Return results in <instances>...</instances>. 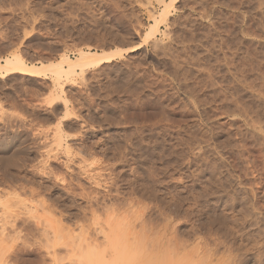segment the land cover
<instances>
[{
  "label": "rangeland",
  "instance_id": "1",
  "mask_svg": "<svg viewBox=\"0 0 264 264\" xmlns=\"http://www.w3.org/2000/svg\"><path fill=\"white\" fill-rule=\"evenodd\" d=\"M129 48L63 92L50 71L0 77V198L28 192L39 205L17 222L7 264H75L87 242L76 244L101 246L113 229L150 248L143 264H264V0H0V62Z\"/></svg>",
  "mask_w": 264,
  "mask_h": 264
},
{
  "label": "bare ground",
  "instance_id": "2",
  "mask_svg": "<svg viewBox=\"0 0 264 264\" xmlns=\"http://www.w3.org/2000/svg\"><path fill=\"white\" fill-rule=\"evenodd\" d=\"M171 1V0H170ZM176 1H178V0H173V2H176ZM164 5H165V3H164ZM171 7V6H170ZM173 7V6H172ZM168 9H170L169 8V5L168 4H166V8H165V10H163V13H161V18H160V20L159 21H157L156 22V25L155 26H153L152 28H153V31H155L156 29H157V26L161 23V22H163V21H166L167 20V18H168V14H169V11H168ZM184 18V17H183ZM178 19V18H177ZM179 21V20H178ZM177 23V22H176ZM181 24V23H180ZM176 26H178L177 24H176ZM186 26H187V24H186ZM185 26V27H186ZM193 26V25H192ZM181 28V27H180ZM195 28V27H194ZM184 29V28H183ZM193 31V30H192ZM182 32V31H181ZM184 32V31H183ZM165 36H166V34H165ZM200 36V35H199ZM169 37V36H168ZM170 38V37H169ZM188 38V37H187ZM195 44V43H194ZM165 46V45H164ZM194 46V45H193ZM163 47V46H162ZM194 47H196V46H194ZM160 48V47H159ZM168 48V47H167ZM131 49V50H130ZM135 48H129V49H125V50H113V51H104V52H97V51H85V50H79L78 51V55H77V57L76 58H71L70 56H68V55H64V57L62 58V60H59L58 62H55V63H52V64H42V65H39V66H34V65H28V64H26L25 62H24V59H22V58H20V56L19 57H14L13 59H11V58H9V59H6L5 61H3V62H0V77H2V78H4V77H8L9 75H11V74H14V73H21L22 75H29V76H41V75H44L47 71H50L51 72V74L53 75L52 76V78H53V81H54V84H56V85H60L59 87H61L60 89H61V91L63 92V86H64V84L66 85V83L68 82V81H70L71 80V78L73 77V76H79V75H83V74H85V73H87L90 69H93V68H97V67H99V66H101V65H103V64H105V63H111L112 61H114V60H117V59H119V58H121V57H123V55L126 53V52H130V51H132V50H134ZM166 49V48H165ZM164 49V50H165ZM196 49V48H195ZM158 50V49H157ZM160 50V49H159ZM167 50V49H166ZM190 50V49H189ZM193 52V51H192ZM196 52V51H195ZM194 52V53H195ZM219 55V54H218ZM229 55V54H228ZM227 55V56H228ZM225 56V55H224ZM247 56V55H246ZM223 57V56H222ZM229 57H231V56H229ZM244 57V56H243ZM228 58V57H227ZM174 59V58H173ZM176 59V58H175ZM221 59V58H220ZM224 59V58H223ZM179 60V59H178ZM220 63V62H219ZM179 66V65H178ZM175 68V67H174ZM179 68V67H178ZM232 68V67H231ZM177 69V68H176ZM173 70V69H172ZM109 71V70H108ZM228 71V70H227ZM129 73V72H128ZM127 75V74H126ZM246 75V74H245ZM217 76V75H216ZM238 76V75H237ZM240 76V75H239ZM224 77V76H223ZM233 77V76H232ZM74 78V77H73ZM223 79V78H222ZM245 79V78H244ZM207 80V79H206ZM246 80V79H245ZM236 81V80H235ZM224 83H225V81H224ZM69 84V83H68ZM126 84V83H125ZM237 84V83H236ZM246 84V83H245ZM217 85V84H216ZM234 85V84H233ZM211 88V87H210ZM213 88V87H212ZM136 90V89H135ZM138 90V89H137ZM187 91V90H186ZM185 91V92H186ZM196 91V90H195ZM233 91V90H232ZM194 95H195V93H194ZM58 96V95H57ZM246 98V97H245ZM59 99H60V97H57L56 99L54 98V100H52L51 101V104H57L56 102H58L59 101ZM65 99V98H64ZM194 99H195V97H194ZM61 100H63L62 98H61ZM66 102H67V100H65ZM61 102H63V101H61ZM254 102V101H253ZM252 102V103H253ZM198 103V102H197ZM251 103V102H250ZM249 103V104H250ZM63 104V103H62ZM58 105H60L59 103H58ZM57 105V106H58ZM246 105H247V103H246ZM56 106V107H57ZM64 106H66V104L64 105ZM256 106H257V104H256ZM59 107V106H58ZM248 107H250V106H248ZM263 107V106H262ZM63 108H65V107H63ZM257 108V107H256ZM259 109V108H258ZM261 109V108H260ZM249 110H250V108H249ZM263 111V110H262ZM10 116H12V115H10ZM1 117V116H0ZM5 117H6V115H5ZM6 118H8V117H6ZM2 119V118H1ZM18 119V118H17ZM12 120V119H11ZM14 120V119H13ZM20 120V119H19ZM21 120H22V118H21ZM20 120V121H21ZM2 122H3V120H2ZM7 123H9V122H7ZM3 124V123H2ZM9 125V124H8ZM11 125V124H10ZM16 125V124H15ZM15 125H14V127H15ZM22 128V127H21ZM16 129V128H15ZM12 130V129H11ZM22 130V129H21ZM4 132V131H3ZM13 132V131H12ZM19 132V131H18ZM14 133H15V131H14ZM20 133V132H19ZM5 134V133H4ZM12 134V133H11ZM16 134H17V132H16ZM15 134V135H16ZM21 135H22V133H20ZM17 135L16 137H15V139H17V138H19V136H21V135ZM14 135V134H13ZM23 136V135H22ZM41 136V135H40ZM59 136V135H58ZM12 137V136H11ZM25 137H27L26 135H25ZM38 137H39V135H38ZM13 138V137H12ZM56 138V137H55ZM62 138V137H61ZM21 139H22V137H21ZM27 139V138H26ZM36 139V138H35ZM42 139V138H41ZM44 139H46V138H44ZM43 139V140H44ZM14 140V139H13ZM19 140H20V138H19ZM47 140V139H46ZM58 140V139H57ZM59 140H61V139H59ZM58 140V142H60ZM6 142H8L7 140H5ZM10 141H12V140H10ZM15 141V140H14ZM39 141V140H38ZM5 142V143H6ZM17 142V141H16ZM35 142V141H34ZM56 142V141H55ZM44 145V144H43ZM62 145V144H61ZM48 146V145H47ZM4 147V146H3ZM52 147V146H51ZM1 148V147H0ZM46 148V147H45ZM52 149L53 148H51L50 150H51V153H52ZM66 150H67V152H68V148L66 147L65 148ZM49 150V151H50ZM54 150V149H53ZM6 151V150H5ZM71 151V150H70ZM48 152V151H47ZM46 153V152H45ZM69 153V152H68ZM8 154V153H7ZM44 154V153H43ZM49 154H50V152L47 154L48 155V157H49ZM52 154H54V153H52ZM10 155V154H9ZM46 155V156H47ZM11 156V155H10ZM49 159V158H48ZM13 160V159H12ZM45 160H40V163H38V165L37 166H35V168L36 167H38V169H39V172H44L45 171V169H46V167L48 166V163L46 162L47 161V158H46V161L44 162ZM7 162V161H6ZM41 162H44L45 164H47L46 165V167H45V165L43 164V166L45 167V169H43V171H42V169H41V166H42V164H41ZM4 164H6V163H4ZM13 165V164H12ZM33 167V166H32ZM49 167V166H48ZM5 170V171H4ZM37 170V169H36ZM1 171H2V169H1ZM6 171H9V170H6V169H3V172H6ZM12 171V170H11ZM52 171V170H51ZM10 172V171H9ZM8 172V173H9ZM6 174V173H5ZM5 174H3V175H1V176H4ZM10 174L11 173H9V175L8 176H10ZM39 174V173H38ZM41 174V173H40ZM50 174V173H49ZM12 175V174H11ZM37 175V174H36ZM56 175V174H55ZM7 176V177H8ZM18 176H20V175H18ZM11 177V176H10ZM56 177V176H55ZM54 177V178H55ZM5 178V177H4ZM57 178V177H56ZM55 178V179H56ZM58 179V178H57ZM9 185V184H8ZM22 187V186H21ZM10 188V187H9ZM23 188V187H22ZM32 188V187H31ZM30 188V190L31 191H29L30 192V195L32 196L31 198H33L34 197V199H35V196L37 195V196H39L38 194H36V193H40V191L37 189L36 190V192H35V190L33 191L32 189ZM13 189V188H12ZM10 189H8V191H9ZM23 190V189H22ZM28 190V189H27ZM37 191H39V192H37ZM4 192V191H3ZM22 192V191H21ZM20 192V193H21ZM24 192H26L25 190L23 191V193ZM22 193V194H23ZM6 194V193H5ZM4 194V195H5ZM21 194V195H22ZM25 194V193H24ZM23 194V195H24ZM27 197L25 196V198L24 197H21L19 194H18V192H17V194H16V192L14 193V192H12V193H9V195H7V196H9V197H11V198H13L12 200H10V198L9 197H7V196H4L5 197V201L4 200H2V198H0V200L1 201H4V202H2L1 203V201H0V207L1 208H4V207H2V206H4L5 204V202H6V200L8 201V200H10V202L12 201V203H9V201H8V203H7V206H8V209H10L9 207H11L12 206V204L13 203H15V211H14V209H13V207H12V211H14V212H11L12 213V215H10V217H9V222H7L6 224L7 225H10L11 226V231H9L8 229H6L4 226H1L0 225V264H7V263H9V255L7 256L6 255V253H8V251L10 252V248L11 247H9V245H7L8 243H9V241L11 242V241H13L14 239H16L17 237H19L18 235H22V231L24 230V229H22V231L20 232V228H18L17 226L19 225L18 223L20 222V221H23V220H21V218L22 217H26V216H30V215H32V213H34V211H36V210H34L33 211V209H35V208H33V206H32V204H33V202H31L30 201V196H28V192H27ZM29 197V198H28ZM6 198H9V199H6ZM26 198H28V199H26ZM37 198V197H36ZM229 199V198H228ZM231 199V198H230ZM13 200L15 201V202H13ZM46 200V199H45ZM34 201V200H33ZM48 202V201H47ZM32 203V204H31ZM35 204H36V202H34ZM1 204H2V206H1ZM11 204V206H9V205ZM34 205V204H33ZM51 205V204H50ZM6 206V207H7ZM35 206V205H34ZM36 206H39V205H37L36 204ZM35 206V207H36ZM38 208V207H37ZM49 208H50V206H49ZM48 207H47V209H48V211H50L51 209H49ZM17 209V210H16ZM38 210V209H37ZM52 211V210H51ZM50 211V212H51ZM37 212V211H36ZM49 212V213H50ZM9 214H11L10 212H8ZM31 213V214H30ZM7 213L5 212V215H6ZM36 214V213H35ZM38 214V213H37ZM113 214V213H112ZM76 215V214H75ZM110 215L111 214H109V217H110ZM115 215V214H114ZM118 215V214H117ZM34 216V218H35V215H33ZM39 216V215H38ZM77 216V215H76ZM37 217V216H36ZM32 219H34L33 217H31ZM30 217H28V219H31ZM114 218H117L116 216H114ZM118 218H119V216H118ZM27 219V218H26ZM27 219V220H28ZM31 219V220H32ZM36 219V218H35ZM61 219V218H60ZM97 219V217L95 218V220ZM119 219H121V218H119ZM54 220V219H53ZM52 220V222H55V221H53ZM124 220V219H123ZM19 221V222H18ZM35 221V220H34ZM62 220H60V222H61ZM81 221V220H80ZM122 220H120V222H121ZM125 221H127L126 219H125ZM18 222V223H17ZM51 221H50V223H52ZM58 222V221H57ZM106 222H108V221H106ZM0 223H1V220H0ZM21 223V222H20ZM18 224V225H17ZM22 224H23V222H22ZM97 224V223H96ZM99 224H100V222H99ZM109 224V223H108ZM110 224H113V223H110ZM27 225V224H26ZM52 225V224H51ZM55 225V224H54ZM79 225H80V222H79ZM124 225V224H123ZM30 226V225H29ZM50 226V225H49ZM60 226H61V228L62 229H64V231H65V229H67V228H64L63 226H62V224H60ZM78 226V225H77ZM115 227H116V225H114ZM21 227V226H20ZM34 227V226H33ZM59 227V226H58ZM68 227V226H67ZM78 227H80V226H78ZM118 227V226H117ZM165 227H167L166 225H165ZM18 228V229H17ZM50 229L52 228L51 226L49 227ZM56 228H57V224H56ZM61 228H58L59 230H61ZM71 228V227H70ZM83 228V227H82ZM114 228V227H113ZM122 228V227H121ZM27 230H28V228H26ZM147 229V228H146ZM164 229V228H163ZM34 230V229H33ZM52 230H55V228L54 229H52ZM58 230V231H59ZM69 230V229H68ZM67 230V231H68ZM99 230V229H98ZM100 230H103V229H100ZM109 230V229H108ZM167 230V229H166ZM165 230V231H166ZM35 231V230H34ZM57 231V230H56ZM56 231H55V233H56ZM63 230H61V233H63L62 232ZM70 231H71V229L69 230V232L67 233V234H69L70 236L71 235H74V234H76V233H74L73 232V234L72 233H70ZM114 231H116V229L114 230L113 229V231H112V234H110L109 235V232H110V230H109V232H107L108 234H103V232H101L103 235H105V237H104V239H103V241L105 242H103L102 240H100V241H102L103 242V245H94V244H92V243H90L89 241H84V240H82L83 242H81V244L80 243H78V242H80V240H81V238H80V240L78 241V242H76V243H78V245L76 244V246H78L77 248H78V250L76 249V251H78V253L77 254H81L82 252V256L80 255H76V257H77V260H80L79 262H82V264H130L129 263V261L128 260H132V261H134L135 263H136V261L135 260H137V258L139 257V256H142L141 254H144V253H141V254H139V256H138V252H141L143 249H142V247L144 246L143 244H144V242H143V246L141 245V248L140 247H138V244L140 245V243H137V247H133V248H131L132 246H131V244H132V240L131 241H128V240H130V238L127 240V241H125L123 238H122V236L119 234L120 232H114ZM127 231V230H126ZM28 232H29V230H28ZM72 232V231H71ZM82 232V234H83V230L81 231ZM84 232H85V230H84ZM113 232H114V234H113ZM142 232V231H141ZM149 232H150V230H149ZM153 232V231H152ZM154 232H156V231H154ZM170 232V231H169ZM24 233V232H23ZM58 233H60V232H58ZM58 233H56V236L57 235H59ZM60 233V234H61ZM127 233V232H126ZM130 233H132V232H130ZM159 233H161V231L159 232ZM38 234L41 236V233H39L38 232ZM45 234V233H44ZM51 234H52V232H51ZM65 234V233H64ZM85 234H86V232H85ZM85 234H83V235H85ZM163 234V233H162ZM168 234V233H167ZM173 234H174V232H173ZM20 235V236H21ZM38 235V236H39ZM61 235H63V234H61ZM61 235H59L60 236V238H61ZM77 235V234H76ZM81 235V234H80ZM102 235V236H103ZM128 236H129V234H127ZM134 234H132V236H133ZM137 235V234H136ZM135 235V236H136ZM148 235H151V234H148ZM164 235V234H163ZM170 235H172L171 233H170ZM47 236H49L48 234H47ZM52 236L53 237H55V239L57 238L55 235H54V233L52 234ZM58 236V237H59ZM70 236H68V237H70ZM77 236H79V235H77ZM155 236V235H154ZM160 236V235H159ZM159 236L158 235H156V237H158L159 238ZM174 235H172V237H173ZM43 237V236H42ZM45 237H46V234H45ZM50 237V236H49ZM53 237H51V239L53 238ZM64 237V236H63ZM75 237V236H74ZM74 237H72V238H70V239H72L71 241H73V244H74V242L76 241V240H73V239H77V238H74ZM80 237H82L83 239H85L84 237H86V235L85 236H80ZM150 237H153V236H150ZM172 237H171V239H172ZM96 238H98V237H96ZM135 238V237H134ZM133 238V239H134ZM137 238V237H136ZM12 239V240H11ZM46 239V238H45ZM47 239H50V238H47ZM46 239V240H47ZM68 239V238H67ZM69 239V240H70ZM78 239H79V237H78ZM156 239V238H155ZM166 239V238H165ZM170 239V238H169ZM170 239V240H171ZM59 240H62V239H59ZM64 240H66V239H64ZM63 240V241H64ZM68 240V241H69ZM86 240H90V239H88V238H86ZM150 240H151V238H150ZM154 240V239H153ZM163 240V239H162ZM167 240V239H166ZM176 239H173V242L175 241ZM49 241V240H48ZM48 241H47V243H48ZM55 241V240H54ZM56 241H57V239H56ZM70 241V242H71ZM98 241V240H97ZM152 241V240H151ZM155 241V240H154ZM49 242H51V241H49ZM70 242H69V244H70ZM87 242V243H86ZM101 242V243H102ZM131 242V243H130ZM135 242V241H134ZM136 242H139V241H136ZM136 242L134 243V244H136ZM52 243H56V242H52ZM59 243V242H58ZM58 243H56V244H58ZM68 243V242H67ZM86 243V244H85ZM98 243H100L99 241H98ZM100 243V244H101ZM147 243H150V242H147ZM147 243H145V244H147ZM155 243V242H154ZM160 243V242H159ZM162 243V242H161ZM183 243V242H182ZM48 244H50V243H48ZM72 244V243H71ZM83 244H85L86 246H83V250H81L82 249V245ZM104 244L106 245H108V246H110L111 248L110 249H112V250H110L111 252V254L113 255H111L110 253H108V252H106V253H108V254H110L111 256H110V258H111V260L109 259V255H108V257H106L107 259H105V257L104 256H106V255H104V254H102V253H104V251L106 250H100V249H103L105 246H104ZM151 244H152V242H151ZM168 244H170V243H168ZM53 245L54 244H52L51 245V248L53 247ZM59 245H62V244H59ZM64 245V244H63ZM153 245V244H152ZM164 245V244H163ZM162 245V246H163ZM167 244H165V246L164 247H166L167 248V246H166ZM171 245H172V242H171ZM174 245V244H173ZM182 245V244H181ZM48 246V245H47ZM65 246V245H64ZM69 246H71V245H69ZM76 246H74V247H76ZM102 246H104V247H102ZM135 246V245H134ZM148 246H150V244H148ZM154 246H155V244H154ZM7 247H9L8 249H7ZM55 247V246H54ZM72 247V246H71ZM79 247H81L80 249H79ZM98 247H100L99 249H97ZM107 247V246H106ZM153 247V246H152ZM198 247H199V245H198ZM109 248V247H108ZM138 248H139V250H138ZM155 248V247H154ZM168 248H169V246H168ZM178 248H180V246L178 247ZM197 248V247H196ZM240 248V247H239ZM242 248H243V246H242ZM5 249H7L8 251H6ZM57 249V248H56ZM55 249V250H56ZM72 249V248H71ZM133 249H137V250H135V252L133 253ZM142 249V250H141ZM147 249H150L149 247H147ZM147 249H144L142 252H145V254H146V252H150V250H148V251H146ZM183 249V248H182ZM52 249H50V252H52L51 251ZM58 250V249H57ZM79 250H81V253H79ZM98 250H100V252H102L100 255H99V253H98ZM108 250V249H107ZM133 250V251H132ZM155 250H156V248H155ZM175 250V249H174ZM179 250H181V249H179ZM76 251H74V252H76ZM109 251V250H108ZM157 251V250H156ZM170 251H171V246H170ZM185 250L183 249V251L182 252H184ZM194 251V250H193ZM192 251V252H193ZM49 252V254H51ZM67 252H69V251H67ZM72 252H73V249H72ZM71 252V253H72ZM151 252H155L154 251V249L152 250V248H151ZM169 252V251H168ZM54 253V252H53ZM52 253V254H53ZM56 253H57V251H56ZM70 253V252H69ZM70 253V254H71ZM105 253V254H106ZM156 253H158V252H156ZM174 253H175V251H174ZM189 253V252H188ZM195 253V252H194ZM193 253V254H194ZM9 254V253H8ZM58 254H59V252H58ZM74 253H72V255H73ZM134 254H137V255H134ZM145 254H144V256H145ZM165 254V253H164ZM168 254V253H167ZM178 254H181L180 252L178 253ZM184 254V253H183ZM190 254V253H189ZM192 254V256H194ZM71 255V256H72ZM101 255H104V256H102L101 257ZM147 256H148V254H146ZM156 255V254H155ZM51 256H53V258H51V259H53V264H63V263H66L67 262V259L69 260V258H65V261H64V258H63V260H62V258L61 259H58V255H51ZM50 256V257H51ZM57 256V257H56ZM61 256V255H60ZM69 256V255H68ZM73 256H75V254L73 255ZM137 256V257H136ZM144 256H143V258H144ZM162 256V255H161ZM160 256V257H161ZM170 256V255H169ZM168 256V257H169ZM191 256V255H190ZM204 256V255H203ZM63 257V256H62ZM66 257V256H65ZM70 257V256H69ZM81 257V258H80ZM136 257V258H135ZM173 257H174V254H173ZM179 257V256H178ZM182 257V256H181ZM185 257H188V255H185L183 258H185ZM72 258V257H71ZM79 258V259H78ZM135 258V259H134ZM149 258H152V257H149L148 256V258H144V259H142V257L140 258H138V259H141L140 261L142 262V264H143V262H147L148 261V259ZM169 258H171L172 259V257H169ZM188 258H190V257H188ZM108 259H109V261H108ZM134 259V260H133ZM163 259V258H162ZM165 259V258H164ZM167 259V258H166ZM195 259V258H194ZM193 259V260H194ZM73 260H74V258H73ZM76 260V259H75ZM77 260H76V263L78 264V262H77ZM107 260V261H106ZM144 260V261H143ZM157 260V259H156ZM173 260V259H172ZM176 260V259H175ZM174 260V261H175ZM185 260V259H184ZM184 260H182V261H184ZM191 260V259H190ZM193 260H192V262H193ZM199 260H200V258H199ZM198 260V261H199ZM204 260V259H203ZM22 261H23V259H22ZM70 261H72V260H70ZM139 261V260H138ZM137 261V263H140V261L138 262ZM160 261V260H159ZM159 261L157 262V264L159 263ZM167 261H168V259H167ZM166 261V262H167ZM177 261H179L180 262V260L178 259ZM205 261V260H204ZM73 262H75V261H73ZM72 262V263H73ZM133 262V263H134ZM161 262L163 263V260H161ZM161 262L159 263V264H161ZM192 262H190V263H192ZM39 263H41V261L39 262ZM44 263H45V261H44ZM51 263V264H52ZM68 263H69V261H68ZM67 263V264H68ZM71 263V262H70ZM75 263V264H76ZM133 263H131V264H133ZM152 263H154V261L152 262ZM175 263H176V261H175ZM178 263V262H177ZM189 263V264H190ZM207 263V262H206ZM22 264V263H21ZM43 264V263H42ZM79 264H81V263H79ZM155 264H156V262H155ZM168 264H170V263H168ZM179 264V263H178ZM185 264H188V262L187 263H185ZM194 264V263H193Z\"/></svg>",
  "mask_w": 264,
  "mask_h": 264
}]
</instances>
